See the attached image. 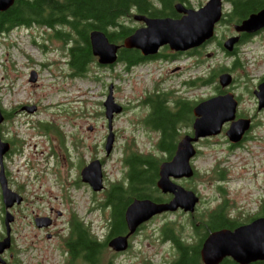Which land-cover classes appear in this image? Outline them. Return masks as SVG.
<instances>
[{"label": "rangeland", "instance_id": "1", "mask_svg": "<svg viewBox=\"0 0 264 264\" xmlns=\"http://www.w3.org/2000/svg\"><path fill=\"white\" fill-rule=\"evenodd\" d=\"M208 1L191 0V5L199 9ZM231 10L232 6L223 3V15L230 13ZM178 12L184 14L183 11ZM253 12L256 11L250 13ZM169 15H155L154 18L169 17ZM241 21H230L227 17H223L215 25L213 39L198 47L201 62L197 73L201 77L213 76L215 80L201 86L194 95L200 97L202 101L219 94V89L223 93L230 91L234 94L238 101L237 116L249 117L253 124L238 141H233L235 144L242 143V146L229 148V139L224 130L219 135L207 136L201 140L199 144L201 156L196 166L202 171V175L196 178L189 188L201 197L196 211L193 214H185L178 210L148 220L137 231L126 254L110 258L109 247L106 246L104 258L106 264L109 259L112 260L111 264L145 262L170 264L176 257V251L173 242L163 234L162 227L166 222H174L176 232L187 242H197L200 237L196 234L194 225L199 226V218L204 217L224 200L215 199L217 165H223L229 180L226 190L232 199H226L228 202L226 211L230 218L245 223L260 208L264 199V109L258 110L253 90L264 78V30L242 41L238 40L234 48L235 54H232L234 50L229 51L218 44V41H225L232 36L231 34L242 33L237 32L231 24H239ZM123 23L130 25L133 19L131 22ZM63 31H66L65 27ZM53 32L52 29L35 24L31 27H15L0 35V107L5 110L2 112L0 133L9 143V149L3 159L5 175L10 187L18 193L21 192L22 197L25 196V207L29 208H22L21 203H14L9 208L13 215V220L10 221L12 243L11 247L3 252L2 257L5 258L10 253L11 256L7 255L10 264H17V260L21 264H39L35 258H29L22 251L26 245L25 236L30 235V239L33 235L29 227L32 225L28 220L30 209L46 214L49 207H57L63 212V217L60 218L62 221L69 218L70 212H75L86 223L99 219V213L95 210L97 206L92 207L101 198L97 190L85 185L79 187L70 185L67 188L71 196L70 201L61 202L60 199H63L61 191L66 188L59 177L48 173L42 174L44 165L57 164V162L59 166L65 167L70 162L76 165L79 160H88L95 154L94 149H96L98 156L110 155L105 169L114 179L121 168L119 159L124 155L125 147L136 154H139L138 151L147 152L157 157L155 162L159 163V168L169 161L166 160L169 152L164 159L161 154L156 155L153 152L163 146V140L157 142L155 134H145L134 140L118 135L113 144V151L109 155H106L104 146H101L105 143L108 130L105 115L100 116L102 113L99 110H104L102 102L106 100L109 85L113 84L112 95L117 103L118 100H135L142 94V88L149 84L152 74L147 70L125 73L122 64L115 65L116 62L100 65L97 56L86 65L84 74H78L70 66L64 40L52 37ZM223 34L228 36L224 38ZM34 40L46 46L38 48L32 43ZM121 49L120 47L118 52ZM31 71L37 73V79L35 77L34 81L29 79ZM224 72L232 76V81L227 87L218 85V76ZM118 74L124 80L119 81ZM183 77L180 72L170 73V83L181 89L180 81ZM189 94L188 91L184 92L186 97ZM143 100H140L142 107ZM32 105L37 107L34 112L23 108ZM12 110L15 112L12 113ZM126 119L128 117H120L116 120L113 117L114 131L128 126ZM138 120L142 121V116H139ZM143 124L150 126L147 121H143ZM166 137L164 138L166 144L171 143L174 146L172 134ZM19 139L23 141V147L19 145ZM181 139L176 143L178 144ZM50 145L58 153L57 160L47 158ZM66 149L72 151V156L65 160L62 156L66 154ZM222 158H225V161H221ZM89 165L94 167L96 163L92 161ZM140 167L146 169L148 165L145 163ZM74 172L75 169L71 171L72 174ZM145 173L148 176L153 170L150 169ZM64 197L68 199L66 194ZM3 217L4 206L0 195V232L2 233L0 239L4 236ZM92 227L100 236L106 232V228L98 230L93 224ZM39 237L46 240L41 232ZM52 243L56 244L57 241L54 240ZM36 252L37 250L33 248L30 254ZM41 254L42 251L39 253V259ZM49 256L52 258L43 263L55 264L54 256Z\"/></svg>", "mask_w": 264, "mask_h": 264}, {"label": "flooded vegetation", "instance_id": "2", "mask_svg": "<svg viewBox=\"0 0 264 264\" xmlns=\"http://www.w3.org/2000/svg\"><path fill=\"white\" fill-rule=\"evenodd\" d=\"M223 1L224 3H228L230 6H232L231 12L223 16L227 17L230 21L238 20V18L231 17V14L233 12L232 3L228 0H223ZM178 2L183 4V6L186 8L195 9V7L191 5V0H182V1L178 0L175 3ZM164 3H165L164 0H148V5H145L143 7L144 10L141 13L137 11H132L131 15L124 18L122 21L131 22V19H133V23L128 26L131 27L133 30H135L141 26H144L145 22L143 19L140 18L139 20L134 19L133 18L134 14L145 16L147 18H153L155 17L153 13L161 10L163 8ZM175 3L172 4V11L169 17H173L177 19L180 18L183 14L182 12H178L176 10ZM263 6L258 7L254 11L259 10ZM231 24H233L234 26L237 23H231ZM262 30H264V27L260 28L259 30H256V32L251 34L241 33L239 35L240 38L239 41H242L246 38L256 35L260 33ZM227 36L228 35L223 34L224 38H226ZM33 44H35L38 48H42L46 46L45 44H39L35 40L33 41ZM199 53L200 50L198 48H193L186 51L171 50L167 44L160 46L158 51L153 54H143L138 49H137V53H135V55L133 56L126 54V56H129L131 59H127L124 57L120 58V51L117 52V59L115 61L116 62L115 65L122 64V70L125 73H132L137 71L141 72L143 70H147L152 74V77L149 81V84L147 86L145 85L142 88V94L139 95L138 99L127 100V101L118 100L119 104L118 103L117 104L120 106V109L118 113L114 114V119L116 120L120 117H126V118L128 117L126 121L129 123V125L123 129H117V130L115 129V131L113 129L112 133H113L114 143L118 135H122L127 139L134 140L140 138L145 134L148 135L155 134L157 137V142H159L163 137H165V134H172L171 139L174 141V146L172 145L167 149L163 146L160 149L153 150V152L156 155L161 154L163 156V159L164 156L169 152V155L166 158V160L171 159L177 148L176 142L179 139H181L185 134L193 133V122L195 119V113L193 108L197 103V101L201 100L200 97H196L194 95V92L201 87V76L199 73H197L198 69L200 68V62H201ZM171 65L172 67H170ZM175 72H180L182 75H184L183 79H181L180 81L181 89H178L177 87H175L173 84L170 83V73H175ZM117 79L119 81L124 80V78L119 74L117 75ZM263 79L264 78H262L261 80ZM185 91L190 92V94L187 97L186 95H184ZM219 92L221 91H218V93ZM141 99H144L143 107H142V102L140 101ZM99 111L102 113L100 114V116H103L104 110L102 109ZM13 112H15V110H12V113ZM164 112L168 116L173 118V122L171 124L172 127L167 128L165 130H163L160 126H156L154 122V119H159L162 115H164ZM139 116H142L143 118L142 121L138 120ZM143 121H147L150 124V126L143 124ZM250 122H252L251 118H250ZM229 125L230 122L225 123L226 128L229 127ZM252 125L253 124L251 123V127ZM169 129H171V132L169 131ZM201 140H198V142L194 144L195 147L198 148H196V153L190 160L191 165L194 169L192 176L176 177L174 175H169V179L172 182L183 188H190L192 186V183L195 182L196 178H200V175H202V171L198 169L196 166V162L201 156L199 151L200 150L199 144ZM228 145L229 148L232 149L242 146V143L235 144L228 142ZM101 146L102 147L105 146V143L104 144L102 143ZM123 151H124V155H122V157L119 159L121 168L114 179L109 174H107L105 169L107 163L106 161L107 158L110 157L109 155L110 153L106 154L109 156L101 157L96 154L97 152L96 149H94L95 154L91 155L88 160H79L76 165L70 162L65 167L63 165L59 166L58 165L59 162H57V164L51 163V165L43 166L42 174L48 173V175L51 176L54 175L55 177H59L60 178L59 180L62 181V185L65 186L66 189L61 191L63 199L60 200L61 202H63L64 200L70 201L71 199L69 190L67 189L70 185L74 187H79L80 185H85L90 187L89 183L81 179V171L83 170L84 167L88 166L92 161H95L97 166L100 168L101 183L103 184L102 189L98 190V192L101 194V198L98 199L96 204L92 205V207L97 206L95 210H97L99 213V219L93 220L90 223H86L83 221V219L80 216L76 215L75 212H70L69 218L66 221H62L60 220V218L63 217V212L57 207H49L48 213L46 214L35 212V210L30 209L28 220H30L29 222L32 225L29 227L30 230L33 231V235L32 238L30 239H29L30 235L25 236L24 238L26 245L24 246V249L22 251L26 253V256H29V258H35L39 262V264H44L43 262L45 260L48 261V259L52 258L49 255L54 256L53 259L55 260V264H91L88 261V258L85 256V253L83 251L74 252L71 247V243L76 241L79 234L77 231H75L74 226H79L86 234L92 236L96 240V243L101 246V248L99 246L97 256L95 257V264H106L104 262V258L106 254L105 248L109 240L115 236L119 237L121 235L128 234L129 230L127 228L125 215L128 207L135 200L151 199L155 202H164L169 199H172L173 197L172 192L169 191L162 192V190L157 186V182L160 178L159 163L157 164L153 162L155 164L154 166L148 165L151 167V169L154 172V175L152 176L151 180L142 182L139 186L134 184L136 181H134L132 178L133 169L145 170V171L150 170L148 169L149 167L143 169L140 166L145 164L146 161H149L150 158L156 161L157 157H153L147 154V152L142 153L139 151H138L139 154L135 155V152L131 150H127V147H125V150L123 149ZM47 154H48L47 157L48 160L51 159L57 160L58 158V153L56 149L51 147V145L49 146V150ZM71 156H72V151H68L66 149V154L62 156V158L66 160V159H70ZM136 156H139L141 158L138 159L139 162L137 163L133 161V158ZM221 161H225V158H222ZM73 169H75L74 174L71 173ZM215 182L217 183V185L215 186L217 189V197L215 199H224L219 204L222 205L225 202V199H232L231 196L228 195L226 190V184L229 182V180L225 175V169H223V165H217L216 167ZM22 185L24 184L22 183ZM115 188L116 189L118 188L119 192L121 193V197L126 201L123 205V210H122L124 229L121 232L112 231L113 203L111 201V193ZM65 194L67 195L68 199L64 197ZM197 195L199 194L197 193ZM199 198L201 199L200 196ZM22 200L23 201L21 202L20 206L24 209H29L25 207V200H26L25 196H23ZM219 205H217L216 208H218ZM179 211L183 212L182 210ZM166 213L169 212H162L156 214L155 216L150 218L149 221L153 220L158 216H162ZM225 213H227L226 208H225ZM255 214H257L255 215V217L264 216L260 208ZM39 216L46 217L47 218L46 222L48 221V224L39 227L37 225V220H36V218H38ZM40 222L42 221L39 220V223ZM92 224L95 225V227H97L98 230H101L102 228H106V232L102 236L98 235L97 231L93 230ZM141 227L142 225L138 228V230ZM198 230L199 231L202 230L201 231L202 233L207 232L205 229L201 227H199ZM39 232H41L45 236L46 240H42L41 237H39ZM136 234L137 232L128 235L129 247L124 251H116L108 246L109 257L115 258L126 254L130 249L132 240L134 239ZM54 240L57 241L56 244L52 243ZM33 248H35L37 252L35 254H30ZM41 251L42 254L40 255V259H39V253ZM7 255L11 256L10 253H8ZM7 255L5 256L4 259L8 261ZM111 263L112 260L109 259L107 261V264H111ZM143 264H151V262H145Z\"/></svg>", "mask_w": 264, "mask_h": 264}, {"label": "water", "instance_id": "3", "mask_svg": "<svg viewBox=\"0 0 264 264\" xmlns=\"http://www.w3.org/2000/svg\"><path fill=\"white\" fill-rule=\"evenodd\" d=\"M13 2L14 0H0V11H5ZM175 7L178 11L184 12L177 19L134 15L136 19H143L145 26L126 35L121 45L126 48L139 49L143 54H153L164 44H167L170 49L184 51L200 46L212 38L214 26L222 16V0H209L197 10L185 9L181 4H176ZM262 27H264V7L250 13L241 23L234 25L237 32H255ZM238 40L239 35L231 36L223 42L222 46L231 51ZM89 41L92 53L98 57L99 64H111L116 61L117 51L121 45L109 41L103 30H92L89 33ZM35 77L34 71H31L29 79L34 81ZM231 81L232 76L228 72L221 73L218 77V82L222 87H227ZM253 93L257 100L258 110L264 108V80L257 84ZM237 104L233 93L226 91L195 105L196 118L193 122V134H186L179 141L171 160L163 163L159 169L160 178L157 185L164 192H172L173 198L167 202H155L150 199L134 201L126 211V222L130 232L157 213L175 211L178 208L187 212L194 211L198 196L194 191L174 184L168 177L169 175L190 177L193 174L190 158L196 152L194 144L199 138L219 134L225 122H230L225 130L230 141H238L242 137L250 126V118H235ZM103 106L109 130L105 150L109 154L114 141L112 117L113 113L120 109L113 99L112 84L109 85V92ZM23 108H27L30 112L36 110L35 105ZM2 120L3 114L0 109V124ZM8 149L9 143L2 139L0 133V191L4 206V236L0 239L1 264H9L1 257L2 252L11 245L10 221L13 220V215L9 208L14 203L19 204L22 200V196L9 187L5 175L3 158ZM90 167V165L86 166L82 170V180L88 182L94 190H100L103 187L100 168L97 166L96 175H89ZM42 219L43 217H39L37 221ZM126 238L127 236L116 237L109 242V245L116 250H123L127 246ZM199 254L203 264H218L225 257H231L239 264L264 260V216L234 228H219L211 231L202 241Z\"/></svg>", "mask_w": 264, "mask_h": 264}, {"label": "trees", "instance_id": "4", "mask_svg": "<svg viewBox=\"0 0 264 264\" xmlns=\"http://www.w3.org/2000/svg\"><path fill=\"white\" fill-rule=\"evenodd\" d=\"M178 0H164L163 8L153 13V15H171L172 4ZM182 1V0H180ZM233 5L231 17L238 18V21L246 17L248 13L264 5V0H228ZM148 5V0H14L13 4L5 11H0V35L10 31L17 26H29L36 24L48 27L54 32L52 37L63 39L66 52L69 56L70 66L78 74H84L86 65L94 58L89 41V33L94 29L103 30L108 39L112 42L121 43L123 38L130 34L133 29L123 24V19L130 16L132 11L142 12L144 6ZM264 7V6H263ZM262 8V7H261ZM63 27L66 31H63ZM210 42V41H208ZM207 42V43H208ZM222 41H218L221 46ZM73 43V45H72ZM206 43V44H207ZM72 45V46H71ZM120 58L131 59L130 56L137 53L136 49H126L121 47ZM236 50L232 52L235 54ZM236 66V65H235ZM215 80L213 76L201 77V86L212 83ZM162 113V112H159ZM155 125L163 130L171 128L173 118L165 112L159 119H154ZM171 132V129H169ZM169 134H165V137ZM163 137L161 140L163 146L167 149L171 143L166 144ZM169 139L168 137H166ZM162 146V147H163ZM136 155V153H135ZM141 159L139 156L133 158L136 163ZM151 160V161H150ZM146 161L147 165L154 166L156 163L150 158ZM154 162V163H153ZM148 169H151L148 166ZM148 171V170H147ZM145 170L133 169L132 178L136 181L134 184L139 186L142 182L151 180L154 175H146ZM113 203V232H121L124 229L123 205L126 202L119 192L118 188L113 189L111 193ZM228 208L227 200L218 208L207 212L204 217L199 218L200 225H194L195 232L200 237L197 242H187L177 232L174 223H166L162 227L163 234L169 238L175 245L176 257L170 264H201L199 249L202 239L212 230L221 227L233 228L240 222L231 219L225 208ZM260 210L264 215V199L260 204ZM248 220V219H247ZM246 220V221H247ZM199 227L207 232L202 233ZM78 237L71 243L74 252L83 251L88 261L95 264V257L99 246L96 240L86 234L79 226H74ZM0 234H2L0 232ZM101 248V246H100ZM218 264H239L231 258H224ZM249 264H264V260L255 261Z\"/></svg>", "mask_w": 264, "mask_h": 264}]
</instances>
